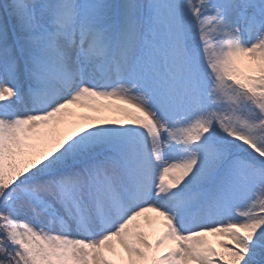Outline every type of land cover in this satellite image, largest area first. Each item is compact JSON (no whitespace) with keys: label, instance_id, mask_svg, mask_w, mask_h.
Returning <instances> with one entry per match:
<instances>
[{"label":"snow or ice","instance_id":"snow-or-ice-1","mask_svg":"<svg viewBox=\"0 0 264 264\" xmlns=\"http://www.w3.org/2000/svg\"><path fill=\"white\" fill-rule=\"evenodd\" d=\"M0 264H264V0H0Z\"/></svg>","mask_w":264,"mask_h":264}]
</instances>
